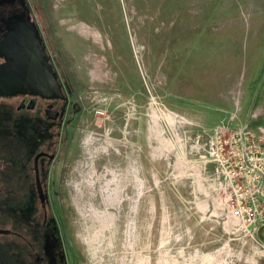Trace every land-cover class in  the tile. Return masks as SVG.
Returning a JSON list of instances; mask_svg holds the SVG:
<instances>
[{
	"label": "rangeland",
	"instance_id": "1",
	"mask_svg": "<svg viewBox=\"0 0 264 264\" xmlns=\"http://www.w3.org/2000/svg\"><path fill=\"white\" fill-rule=\"evenodd\" d=\"M30 2L85 107L54 199L74 264H264V218L229 213L204 149L264 129V0ZM18 245L0 233V264Z\"/></svg>",
	"mask_w": 264,
	"mask_h": 264
},
{
	"label": "flooded vegetation",
	"instance_id": "2",
	"mask_svg": "<svg viewBox=\"0 0 264 264\" xmlns=\"http://www.w3.org/2000/svg\"><path fill=\"white\" fill-rule=\"evenodd\" d=\"M28 5L32 22L37 26L47 54L61 82V94L46 97L18 93L0 96V194L5 200L0 209L15 210L13 227L2 234H13L18 240L16 264H74L68 250V237L63 229V207L56 214L54 199L63 198V181L67 161L77 131L78 118L85 107L75 88L54 61L44 34L42 18L34 13L30 0H0V53L13 17ZM27 18V17H26ZM5 60L0 56V62ZM4 142V143H3ZM18 183L14 185L4 183ZM59 203L62 205V201ZM63 219V220H62ZM63 225V229H62ZM77 262V261H76Z\"/></svg>",
	"mask_w": 264,
	"mask_h": 264
},
{
	"label": "built area",
	"instance_id": "3",
	"mask_svg": "<svg viewBox=\"0 0 264 264\" xmlns=\"http://www.w3.org/2000/svg\"><path fill=\"white\" fill-rule=\"evenodd\" d=\"M196 142H200L198 135ZM204 149L206 157L216 163L229 183L226 200L229 213L250 226L262 220L264 210L258 207L260 197H264V129L260 133L250 128L228 132L218 126Z\"/></svg>",
	"mask_w": 264,
	"mask_h": 264
},
{
	"label": "water",
	"instance_id": "4",
	"mask_svg": "<svg viewBox=\"0 0 264 264\" xmlns=\"http://www.w3.org/2000/svg\"><path fill=\"white\" fill-rule=\"evenodd\" d=\"M25 10L10 21V31L3 41L0 56V96L18 93L56 97L61 94V82L50 61L41 34L29 18L31 11L24 1ZM27 17V18H26ZM7 230L0 228V233Z\"/></svg>",
	"mask_w": 264,
	"mask_h": 264
},
{
	"label": "bare ground",
	"instance_id": "5",
	"mask_svg": "<svg viewBox=\"0 0 264 264\" xmlns=\"http://www.w3.org/2000/svg\"><path fill=\"white\" fill-rule=\"evenodd\" d=\"M77 186V185H76Z\"/></svg>",
	"mask_w": 264,
	"mask_h": 264
}]
</instances>
